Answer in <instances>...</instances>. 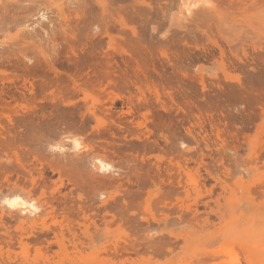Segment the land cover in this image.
I'll return each instance as SVG.
<instances>
[{
  "label": "rangeland",
  "instance_id": "obj_1",
  "mask_svg": "<svg viewBox=\"0 0 264 264\" xmlns=\"http://www.w3.org/2000/svg\"><path fill=\"white\" fill-rule=\"evenodd\" d=\"M157 1L146 0L153 11L125 1L122 10L132 14L129 6L143 8L142 18L137 10L134 18L117 8L112 12L117 17H110L118 24L97 23L101 29L93 40L84 27L67 43L57 28L56 51L13 49L16 31L7 20L8 25L0 22V42L7 47L6 53L0 49V92L17 99L0 95V190L13 188L19 176L29 199L41 207L40 215L25 224L4 216L0 264H264V1L246 0V6L234 0L240 6L234 3L229 10L224 2L225 8L204 17L194 9L190 19L182 18L176 0ZM119 14L126 16L120 20ZM39 50L55 61V71ZM25 56L33 60L29 73L22 68ZM27 79L33 91L22 98L14 87L21 89ZM75 132L84 146H96L89 150L92 157L112 165L114 173L106 180L88 181L89 187L82 183L88 176L83 163L60 164L56 174L49 172L46 148L59 150ZM3 174L10 176L9 183ZM43 177L51 181L42 184ZM71 188L66 214L65 205L52 200ZM251 229L255 237L249 241ZM240 231L247 234L242 240L240 234L243 243L248 240L244 244ZM21 236L27 239L22 244L17 243Z\"/></svg>",
  "mask_w": 264,
  "mask_h": 264
},
{
  "label": "bare ground",
  "instance_id": "obj_2",
  "mask_svg": "<svg viewBox=\"0 0 264 264\" xmlns=\"http://www.w3.org/2000/svg\"><path fill=\"white\" fill-rule=\"evenodd\" d=\"M1 1H4V0H0V2ZM6 1V0H5ZM125 1H127V0H8V1H6V2H1L2 4H0V22H2V20L3 19H5V20H3V21H5L4 22V24H6L7 22L10 24H12L13 25V28L12 29H15V31H16V33H15V38L17 37V39H16V41L13 43L12 42V40H11V46H12V48L15 46V49H16V46L17 45H23V46H25V47H28V46H30V47H34V48H42V47H44V46H49V47H51L52 49H53V51H56V49H57V47H59L58 45L60 44L59 42H56L55 41V39H57V36H56V38H55V35H57L56 33L57 32H60L61 34H62V36H61V34H60V36L61 37H63V41H65V42H67V43H69V42H71V41H74L75 40V38H76V34H75V30H80L81 28H83L84 29V27L85 28H87V29H85V31L87 30V32H89L90 34H89V36L90 37H88L90 40H93V38H94V36L96 35V33H97V31L98 30H100L101 28L99 27V26H102L103 27V25H104V28H105V26H107L108 24H113L114 22H117V24H118V22L119 21H117V20H114V19H111L112 17H110L111 16V14H112V16H113V14L114 13H112L113 11L115 12V9H116V11H117V8H118V11H119V13H120V11H122V13H124V11H126V10H122L124 7H125ZM129 1H131V0H128V2ZM133 1H135V5L137 4V5H139L140 6V4H146L145 6H146V8H148V11L150 10V11H153L154 9V7H152L150 4H151V2L150 3H146V0H141V1H136V0H133ZM153 1V0H152ZM155 1V0H154ZM157 1V0H156ZM161 1V0H160ZM216 1H219V0H216ZM220 1H222V0H220ZM246 0H238V2L239 3H242V2H245ZM248 1V0H247ZM249 1H251L250 3L251 4H254V3H259L258 1H260V0H249ZM249 1H248V3H249ZM264 0H262V2H263ZM8 2V3H7ZM158 2L159 1H157V2H155V3H157V6H159L158 5ZM224 2H226L227 4H229V6H228V10H229V8L230 9H232L231 7H230V5L232 6V4H234L235 2H234V0L232 1V0H225V1H222V2H217L218 3V7L216 6L217 5V3L215 2V3H212V2H209L208 0H176V2L174 1V5L175 4H177V6L178 7H180L181 9H182V12L183 13H180L181 15H182V18H186L187 16H189V18L188 19H190V17L192 16L191 15V13L193 12L194 13V9H196V10H198V11H195L197 14L199 13V16H201V17H204V16H206V15H209V14H213V13H217L218 11H216L215 12V9L216 10H218V8H220L221 9V7L223 6V4H224ZM237 2V3H238ZM252 2H254V3H252ZM124 3V4H123ZM138 3H140V4H138ZM160 3V2H159ZM225 3V4H226ZM123 4V7L121 6ZM129 4H133L132 2H130ZM168 4V3H167ZM221 6H220V5ZM242 4H245L246 5V3H242ZM259 4H261V2L259 3ZM135 5H131V6H129L130 7V9H132V10H130V11H134V12H136V10L137 11H139V10H141V9H143V8H141V7H139V8H141V9H137L136 7H134ZM171 5V4H170ZM169 5V6H170ZM173 5V6H174ZM234 5H236V3L234 4ZM233 5V6H234ZM244 5V6H245ZM257 5V4H256ZM262 5H263V3H262ZM142 6V5H141ZM165 6V5H164ZM220 6V7H219ZM232 6V7H233ZM240 6V5H239ZM239 6H238V4L236 5V6H234V7H236V9H238L239 8ZM247 6V5H246ZM252 6V5H251ZM254 6V5H253ZM126 7L127 8H129L128 6H127V4H126ZM160 7V6H159ZM158 7V8H159ZM233 7V8H234ZM241 7H243V5H241ZM259 7V6H258ZM260 7H261V5H260ZM126 8V9H127ZM136 8V9H135ZM145 8V7H144ZM145 8V9H146ZM161 8V7H160ZM176 9H177V7H175ZM174 8V9H175ZM223 8H225L224 6H223ZM256 8V7H255ZM157 8L155 7V10H156ZM172 10H173V8H171ZM180 9V10H181ZM227 9V8H226ZM252 9V8H251ZM161 10V9H160ZM222 10V9H221ZM224 10V9H223ZM253 10H254V8H253ZM111 11V12H110ZM117 11V12H118ZM142 11H144L145 12V10H142ZM141 11V12H142ZM148 11H146V12H148ZM171 11V10H170ZM127 13L129 12V11H126ZM134 12H132V14L129 12V14H127V16L128 15H132L131 17H133L134 15H136V14H134L133 15V13ZM140 11H139V13L137 12V14L138 15H140V13H141ZM158 12V11H157ZM111 13V14H110ZM150 13V12H149ZM152 13V12H151ZM192 13V14H193ZM143 14V13H142ZM142 14L139 16V18L141 17L142 18ZM156 14V13H155ZM197 14H195L194 15V17L196 16V19L197 18H199V16L197 17ZM117 15V14H116ZM115 14H114V16H116ZM120 15V14H119ZM146 15V14H145ZM145 15H143V16H145ZM150 15V14H149ZM180 15V16H181ZM126 15H123V17H122V15H120V16H118V18L119 17H122V18H124ZM148 16V15H147ZM179 16V17H180ZM71 17H73V18H71ZM117 17V16H116ZM131 17H129V19H132ZM178 17V16H177ZM193 17V18H194ZM200 17V18H201ZM244 17H246V16H244ZM127 18V17H126ZM134 18H135V16H134ZM133 18V19H134ZM143 18H145V17H143ZM192 18V17H191ZM120 20H121V18H119ZM132 19V20H133ZM148 19H149V17H148ZM207 19H209V17L207 18ZM216 20L217 19H219V18H215ZM6 20H7V22H6ZM9 20V21H8ZM58 20L60 21V22H58ZM194 20H195V18H194ZM220 20V19H219ZM222 20V19H221ZM140 21V20H139ZM138 21V22H139ZM192 21V20H191ZM223 21V20H222ZM226 21V20H225ZM229 21V20H228ZM238 21V20H237ZM237 21H235V22H237ZM102 22V23H101ZM141 22V21H140ZM3 23V22H2ZM100 24L99 26H98V24ZM123 23L125 24V22L123 21ZM144 23V22H143ZM97 24V25H96ZM231 24V23H230ZM236 24V23H235ZM6 25H8V24H6ZM11 26V25H10ZM112 26V28L114 27L113 25H111ZM1 27V26H0ZM12 27V26H11ZM109 27V26H108ZM107 27V28H108ZM237 27V26H236ZM6 28H10V27H6ZM5 28V29H6ZM57 28H59V30L57 31V32H55L56 30H57ZM100 28V29H99ZM103 28V29H104ZM118 28V27H117ZM124 28V27H123ZM90 29V30H89ZM102 29V30H103ZM125 29V28H124ZM218 29V28H217ZM8 30V29H7ZM7 30H6V32H7ZM82 30V29H81ZM89 30V31H88ZM10 31V30H9ZM8 31V32H9ZM104 31V30H103ZM107 31L109 32L110 30H108L107 29ZM106 31V32H107ZM122 31V30H121ZM7 32V33H8ZM104 33V32H103ZM99 34V33H98ZM97 34V35H98ZM101 34V33H100ZM88 35V34H87ZM86 35V36H87ZM102 35V34H101ZM98 37V36H97ZM14 38V37H13ZM14 38V39H15ZM58 38H60V37H58ZM5 39V38H4ZM13 39V40H14ZM136 39V38H135ZM95 40V39H94ZM97 40V39H96ZM133 41V40H132ZM8 42H10V41H8ZM98 42V41H97ZM0 43H2V42H0ZM58 43V44H57ZM138 43V42H137ZM3 44V43H2ZM2 44H0V45H2ZM7 45H9V44H7ZM6 45V46H7ZM2 46H4V44L2 45ZM2 46H0V49H1V51L3 52V53H6L5 52V50H6V48H5V46H4V48L2 47ZM11 46H9V47H11ZM19 46H17V49H18V47ZM2 47V48H1ZM24 47V49H27V48H25ZM29 47V48H30ZM21 48V47H20ZM23 48V47H22ZM45 48V47H44ZM50 48V49H51ZM4 49V50H3ZM14 49V48H13ZM46 49H49V48H46ZM35 50V49H34ZM41 50H43V49H41ZM41 50H39V53L43 56V62L46 64V66L50 69V70H52V71H55V69H56V64H55V61L54 60H50V59H48L47 57H46V55L45 54H43V52L41 51ZM0 51V58H1V56H3V54L1 55V52ZM48 51V50H47ZM47 51H45V53L47 52ZM49 52H52L51 50L49 51ZM8 53V52H7ZM13 53V52H12ZM37 53V52H36ZM48 53V52H47ZM24 59V58H23ZM22 59V60H23ZM26 59V60H25ZM25 61L22 63L23 64V70L25 71V72H28L29 73V71L31 70V68H32V63H33V60H32V58H29V57H26L25 56ZM20 62V61H19ZM20 64V63H19ZM13 65V64H12ZM16 66V65H15ZM19 68V67H18ZM28 75V74H27ZM108 76V75H107ZM107 78H111V77H107ZM26 80V79H25ZM24 80V81H25ZM28 82V83H27ZM27 82L26 83H24L23 84V86L22 87H20L21 89H17L18 87H14L15 88V91L18 93H20L21 94V97L22 98H26L25 97V92H27V93H29L30 94V92H32L33 91V82H29L28 81V79H27ZM73 82H74V80H73ZM11 86H14V85H11ZM9 88V87H8ZM4 89V88H3ZM2 89V90H3ZM7 89V88H6ZM154 92H155V90H154ZM17 93H16V95H17ZM144 93V92H143ZM9 94V91H8V93H7V91H2V93L0 92V95H1V97L3 98V96H5V97H7V98H9V100L10 101H14V100H17L16 98H15V96H14V94H12V95H10L9 94V96H7ZM4 97V98H5ZM20 97V98H21ZM157 97H158V95H157ZM162 97V96H161ZM128 98V100H129V102L128 103H131V98H129V96L127 97ZM110 99V98H109ZM134 99V98H133ZM162 99V98H161ZM172 99V98H171ZM7 100V99H6ZM23 100V99H22ZM111 100V99H110ZM123 100V99H122ZM6 102L7 104L6 105H9L11 102ZM149 102V101H148ZM111 104H112V101H111ZM120 104V103H119ZM163 107H164V105H162ZM127 107H128V105H127ZM129 108V107H128ZM90 109V108H89ZM94 109V108H93ZM130 109V108H129ZM128 111V110H127ZM85 118V117H84ZM201 118V117H200ZM192 122V121H191ZM199 122H200V120H199ZM118 123V122H117ZM145 123V122H144ZM193 123V122H192ZM147 124V123H146ZM152 124V123H151ZM114 125V124H113ZM198 125V124H197ZM203 125V124H202ZM97 127V126H96ZM195 127V126H194ZM193 128V127H192ZM191 128V129H192ZM62 129V128H61ZM60 129V130H61ZM99 129V128H98ZM8 131H9V129H7ZM12 130V129H11ZM59 130V129H58ZM196 130V129H195ZM202 130V129H201ZM141 131V130H140ZM193 131V130H192ZM191 131V132H192ZM9 132H11V131H9ZM189 132V131H188ZM195 132V131H194ZM193 132V133H194ZM14 133V132H13ZM61 134H63V135H66V133H62V132H60ZM145 133V132H144ZM203 133V132H202ZM202 133H200V134H202ZM79 133H77V132H75L73 135H67L65 138H64V140H62L61 142H60V144L58 145V149L59 150H56V151H50L49 149H50V147L52 146H50L49 148H46L47 150H48V152H49V154H48V156L49 157H51V159H49L48 161H50V165H49V167H50V173L52 174V175H54V173L56 172H58V168H59V166H60V164H67V163H69V162H72L71 164L72 165H74V166H76V164L77 163H83V165L82 166H86V170H87V174L86 175H88L86 178L84 177V178H81V182L83 183H88V181L89 182H91V184H92V182L94 181V180H96V181H100V180H102L101 178H104V177H106L107 175H108V173H110L111 172V170H114V169H112V165L110 164V162H107V161H105V160H101V159H98V158H95V157H92L91 156V154H90V152H91V150H92V152H94V149H95V147L96 146H94V148L92 147V146H90V144L89 145H83V142L84 143H86L85 141H83L82 142V138L80 137V135H78ZM145 135V134H144ZM192 135V134H191ZM150 137V136H149ZM195 137V136H194ZM153 138V137H152ZM146 139V138H145ZM144 139V140H145ZM204 139V138H203ZM205 140V139H204ZM166 142H167V140H165ZM209 141V140H208ZM64 143H68V144H66V147H65V144ZM181 144V143H180ZM202 144H203V142H202ZM228 144V143H227ZM92 145V144H91ZM246 145V144H245ZM54 147V146H53ZM199 147V146H198ZM258 149V148H257ZM89 150H90V152H89ZM96 151V150H95ZM257 151V150H256ZM259 151V150H258ZM180 153V152H179ZM255 154V153H254ZM259 154V153H258ZM93 155V154H92ZM47 156V157H48ZM183 156V155H182ZM185 156V155H184ZM189 156V155H188ZM205 156V155H204ZM187 157V156H186ZM202 159V158H201ZM241 159H243V158H241ZM253 159H255V158H253ZM172 161V160H171ZM243 161V160H242ZM250 161V160H249ZM252 161V160H251ZM259 161V160H258ZM20 162V161H19ZM253 162V161H252ZM52 163V164H51ZM257 163V162H256ZM260 163V162H259ZM258 163V164H259ZM261 163H263V160H262V162ZM158 164V163H157ZM181 164V163H180ZM249 164V163H248ZM258 164H255V165H258ZM161 165V164H160ZM21 169H23L24 171H25V173L26 174H28L29 173V171L28 170H26V168L24 167V165L21 163H19V165H18ZM182 166V165H181ZM158 167V166H157ZM160 168V167H159ZM168 168V167H167ZM178 168V167H177ZM20 170V169H19ZM85 170V171H86ZM113 172V171H112ZM111 172V173H112ZM239 172V171H238ZM14 173V172H13ZM17 173V172H16ZM19 173V172H18ZM55 173V174H56ZM114 173V172H113ZM8 174H10L9 172H8ZM31 175V174H30ZM45 175V174H44ZM43 175V176H44ZM179 175V174H178ZM111 175L109 174V177H110ZM183 176V175H182ZM9 177L10 176H4V174H3V178H5L6 180V183H9ZM12 177V176H11ZM28 177H29V175H28ZM32 177H34L33 176V174H32ZM245 177V176H244ZM17 178V181L15 180V183H11L12 184V187L13 188H8V189H6L5 191H1L0 190V199H3L4 197H8V198H14V197H17V196H19V197H21L23 200H25V201H27V202H31L32 200H30L29 199V196H32V195H29L28 196V194H30V191H27L26 190V188H24V187H27V185H26V181L24 180V181H22V182H25V184L23 183V185H26V186H23V185H20V184H22V183H18V181L20 180V177L19 176H17L16 177ZM50 178L51 177H47V179H49V181H51L50 180ZM111 178V177H110ZM28 179V178H27ZM29 179H31V177L29 178ZM43 179V183L42 184H46V178L45 177H43L42 178ZM105 179V178H104ZM176 179V178H175ZM254 179H257V178H254ZM36 180V179H35ZM106 180V179H105ZM110 180V179H109ZM4 181V182H5ZM48 181V180H47ZM98 181V182H99ZM180 181H183V180H181L180 179ZM247 181V180H246ZM53 182V181H52ZM51 182V183H52ZM252 182H254L255 183V181L253 180ZM251 182V183H252ZM261 182H262V180H261ZM34 183V182H33ZM49 183V182H48ZM54 183V182H53ZM52 183V184H53ZM76 183L77 182H74L73 184H72V186H76ZM110 183V182H109ZM180 183H182V182H180ZM193 183V182H192ZM199 183V182H198ZM241 183V182H240ZM245 183V182H244ZM177 184V183H176ZM260 184V183H259ZM259 184H257V185H255V186H258ZM263 184V183H262ZM8 186H10L9 184H7ZM30 185V184H29ZM28 185V186H29ZM36 185V184H35ZM54 185V184H53ZM183 185V184H182ZM7 186V187H8ZM33 186V185H32ZM31 186V187H32ZM44 186V185H43ZM184 186V185H183ZM183 186H181V188L183 187ZM196 186V185H195ZM254 186V187H255ZM262 185H260V189L263 187H261ZM88 187H89V183H88ZM177 187V186H176ZM50 188V187H49ZM73 188V187H72ZM69 189V191H68V193L67 194H64L63 196H62V199H64L63 201H62V199H58V198H54L53 196V203H57V204H60L59 202H61L62 203V206L63 205H65L66 204V202H67V198H70L71 199V201H73L72 200V197H70V195L72 194V190L73 189ZM178 188V187H177ZM235 188V187H234ZM233 188V189H234ZM251 188V187H250ZM264 188V187H263ZM1 189V188H0ZM29 189H31V188H29ZM179 189V188H178ZM75 190V189H74ZM59 191V190H58ZM58 191H55V188L53 189V192H57L58 193ZM176 191V190H175ZM33 192V191H32ZM181 192V191H180ZM246 194V193H245ZM245 195H243V197H244ZM78 197V199L80 200L81 199V195H78L77 196ZM30 198H32V197H30ZM231 198H234V197H231ZM242 198V197H241ZM77 199V200H78ZM238 199V198H237ZM243 199V198H242ZM249 199V198H248ZM78 200V201H79ZM109 200H113V198H109V199H107L106 201H103L102 202V204H103V207L105 206V205H107V202L109 201ZM241 200V199H240ZM244 200V199H243ZM49 201V200H48ZM250 201H252V200H250ZM42 202V201H41ZM80 202V201H79ZM186 202V201H185ZM227 202V201H226ZM38 203V202H37ZM53 203L51 202V204L48 206V208H50L51 210H52V212L54 211V205H53ZM73 203V202H72ZM141 203H143V201L141 202ZM45 205H48L47 203H44ZM44 204H42L43 206L42 207H44ZM77 204V203H76ZM75 204V205H76ZM81 204H82V202H81ZM245 204H248L247 202L245 203ZM41 205V204H40ZM73 205V204H72ZM152 205V204H151ZM239 205V204H238ZM241 205H242V203H241ZM259 205V204H258ZM258 205H257V208H258ZM68 206H69V204H68ZM232 206V205H231ZM231 206H230V208H231ZM233 206H234V204H233ZM240 206V205H239ZM247 205H245V207H246ZM260 206V205H259ZM37 207H39L38 205H37ZM46 208H47V206H45ZM45 207L43 208V210L44 211H46L47 209H45ZM67 207V205H65V206H63V208H62V210H63V212L64 211H66V212H64V213H68L70 210L69 209H67L66 208ZM223 207V206H222ZM221 207V208H222ZM66 208V209H65ZM70 209L71 208H73L72 206L71 207H69ZM142 208V207H141ZM234 208H235V206H234ZM237 208V207H236ZM239 208V207H238ZM254 208V207H253ZM256 208V207H255ZM262 208H263V206H262ZM40 209H41V207H40ZM50 209H48V210H50ZM187 209V208H186ZM243 209V208H242ZM259 209V208H258ZM264 209V208H263ZM67 210H68V212H67ZM78 210H79V212L80 211H82L83 209H82V207H80V205L78 206ZM198 210V209H197ZM237 210V209H236ZM244 210V209H243ZM251 210V209H250ZM71 211H72V209H71ZM173 211V210H172ZM171 211V212H172ZM179 211V210H178ZM184 211V210H183ZM195 211V210H194ZM256 211V210H255ZM259 211V210H258ZM47 212V211H46ZM51 212V213H52ZM177 212V211H176ZM188 212V211H187ZM190 212V211H189ZM234 212V211H233ZM239 212H240V210H239ZM246 212V211H245ZM254 212V211H253ZM38 213H40V212H38ZM38 213H36L35 215H31V214H29V213H27V212H22V211H20L19 209H17V210H9V209H7V208H0V222L1 223H3L2 221H3V218H4V216H6V217H9L10 218V220L11 219H15V220H20L22 223L24 222V224H25V221L29 218V219H33V217H36V215L38 214ZM49 213V212H48ZM82 213H83V211H82ZM81 213V214H82ZM144 213V212H143ZM223 213V212H222ZM238 213V212H237ZM244 213V212H243ZM79 214V213H78ZM182 214V213H181ZM191 214V213H190ZM225 215H227V213H224ZM223 214V215H224ZM239 215H240V213H238ZM241 214H242V211H241ZM38 215H40V214H38ZM46 215V214H45ZM52 215V214H51ZM54 215V214H53ZM145 215V214H144ZM199 215V214H198ZM218 215V214H217ZM233 215H235L236 216V214H233ZM232 215V216H233ZM244 215V214H243ZM112 216V218L110 219L111 220V222H112V219H114V216L113 215H111ZM194 216V215H193ZM200 216V215H199ZM231 216V215H230ZM249 216V215H248ZM5 217V218H6ZM185 217V216H184ZM222 217V216H221ZM241 218H242V216H240ZM245 217V216H244ZM194 218V217H193ZM197 218V217H196ZM235 218V217H234ZM233 218V219H234ZM240 218V221L242 220ZM255 218V217H254ZM8 219V218H7ZM147 219H148V216H147ZM236 219V218H235ZM234 219V220H235ZM246 219V218H245ZM256 219V218H255ZM259 219V218H258ZM233 220V221H234ZM237 220V219H236ZM257 220V219H256ZM149 221V220H148ZM191 221V220H190ZM223 221V220H222ZM246 221V220H245ZM244 221V222H245ZM249 221V220H248ZM35 222V221H34ZM111 222H109L110 224H112ZM243 222V221H242ZM243 222V223H244ZM8 223V222H7ZM21 223V224H22ZM159 223V222H158ZM242 223V224H243ZM253 223V225H250V226H254V222H252ZM255 223H256V221H255ZM9 224V223H8ZM33 224V223H32ZM107 224V223H106ZM114 224V223H113ZM137 224H138V222H137ZM247 224H249V223H247ZM235 225H236V222H235ZM256 225V224H255ZM257 225H259L260 226V224H257ZM256 225V226H257ZM150 226V225H149ZM148 226V227H149ZM241 226V225H240ZM239 225H238V227H240ZM159 227V226H158ZM31 228V227H30ZM33 228H34V226H33ZM241 228V227H240ZM3 229V228H2ZM4 229H6V228H4ZM19 229V228H18ZM22 230V229H21ZM43 230V229H42ZM264 230V229H263ZM27 231V230H26ZM26 231H24V232H26ZM201 231H203V230H201ZM35 232V231H34ZM241 232V231H240ZM239 232V236H238V234H236V233H238V232H236V233H234V236H235V234L238 236V238H239V240H240V236L241 235H243L244 233H240ZM251 232H253V230L251 229V231H250V234H248V230H247V234L249 235H245L244 234V236H241V240H242V237H244V238H246V237H248L247 239L250 241V238L249 237H251V238H254L255 236H254V234L253 233H251ZM18 233H20L21 234V231L20 232H18ZM27 233V232H26ZM26 233H24V234H26ZM31 233H32V231H31ZM73 233V232H72ZM259 233H261V232H258V234ZM263 233V235H264V232H262ZM241 234V235H240ZM256 234H257V231H256ZM27 235V238L28 237H30V235H29V233L28 234H26ZM32 235V234H31ZM72 235V234H71ZM252 235V236H251ZM24 236V235H23ZM23 236H21V237H19L18 238V240L19 241H17V243H21L22 244V239H26V238H22ZM72 236H74V235H72ZM234 236L232 237V239L234 238ZM237 236H235V238L237 237ZM246 236V237H245ZM32 237H33V235H32ZM35 237H36V235H35ZM62 237V236H61ZM257 237V236H256ZM261 237V236H260ZM8 238V236L5 238V239H7ZM54 238H55V241H56V243H58L60 246H62L63 245V243H62V241L60 242V241H58V237H57V235L56 236H54ZM53 238V239H54ZM262 238H264V236H262ZM8 239H11L10 237L8 238ZM13 239V238H12ZM35 239V238H34ZM46 239V238H45ZM44 239V240H45ZM257 239V238H256ZM27 240V239H26ZM177 240H179V239H177ZM234 240H236V239H234ZM238 240V239H237ZM240 240V241H241ZM244 240V239H243ZM248 240H245V241H248ZM261 240V239H260ZM12 241V240H11ZM8 242V240H7V242H8V244H10V243H12V242ZM229 241V240H228ZM245 241H244V243H245ZM255 241V240H254ZM5 242V241H4ZM45 242H46V245L48 246V244L50 245V244H52V242L51 243H49L50 241H46L45 240ZM148 242H149V240H148ZM14 243V242H13ZM12 243V244H13ZM23 243H24V241H23ZM26 243V242H25ZM151 243V242H150ZM158 243V242H157ZM241 243L242 244H244L243 243V241H241ZM80 244V243H79ZM14 245V244H13ZM24 245V244H23ZM132 245H134V244H132ZM24 246H27V244H25ZM13 247V246H12ZM63 247H64V245H63ZM132 247V246H131ZM135 247V246H134ZM228 247V246H227ZM233 247V246H232ZM259 246H257V248H258ZM112 248V247H111ZM130 248V247H129ZM226 249V248H225ZM236 249V248H235ZM24 249H22V254L24 253V251H23ZM221 250V249H220ZM132 251L133 252H137L138 250H136V247H135V249L134 248H132ZM116 252V251H115ZM199 252V251H198ZM252 252V251H251ZM256 252V251H255ZM38 253V252H37ZM211 253V252H210ZM217 253V252H216ZM229 253V252H228ZM25 254V253H24ZM23 254V255H24ZM27 254V253H26ZM97 254V253H96ZM138 254V253H137ZM219 254H221V253H219ZM224 254V253H223ZM230 254V253H229ZM246 254H248V253H246ZM88 255V254H87ZM249 255H251V254H249ZM253 255V254H252ZM25 256V255H24ZM84 256V255H83ZM82 256V257H83ZM89 256V255H88ZM87 256V257H88ZM200 256V255H199ZM204 256V255H203ZM210 256V255H209ZM213 256H215V255H213ZM237 256V255H236ZM235 256V257H236ZM254 256V255H253ZM252 256V257H253ZM27 257V256H26ZM85 257V256H84ZM228 257V256H227ZM231 257H233V256H231ZM239 257V256H238ZM212 258V257H211ZM26 259V258H25ZM204 259H205V257H204ZM208 259V258H207ZM254 259H255V257H254ZM17 260V259H16ZM201 260H203V259H201ZM209 260H210V257H209ZM237 260V259H236ZM235 260V261H236ZM254 261V260H253ZM15 262V261H14ZM40 262V261H39ZM68 263V262H67ZM223 263V262H222ZM78 264V263H77Z\"/></svg>",
  "mask_w": 264,
  "mask_h": 264
},
{
  "label": "clouds",
  "instance_id": "obj_3",
  "mask_svg": "<svg viewBox=\"0 0 264 264\" xmlns=\"http://www.w3.org/2000/svg\"><path fill=\"white\" fill-rule=\"evenodd\" d=\"M49 150L56 151L57 149L55 147H50ZM0 208H7L9 210L19 209L20 211L27 212L31 215H35L41 210L37 207L35 200L27 202L19 196L14 198L4 197L3 199H0Z\"/></svg>",
  "mask_w": 264,
  "mask_h": 264
}]
</instances>
